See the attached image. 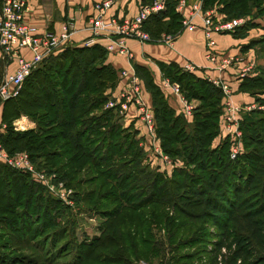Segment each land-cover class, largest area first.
<instances>
[{
    "label": "trees",
    "instance_id": "16d2710c",
    "mask_svg": "<svg viewBox=\"0 0 264 264\" xmlns=\"http://www.w3.org/2000/svg\"><path fill=\"white\" fill-rule=\"evenodd\" d=\"M165 3V11L144 23L151 39L175 35L181 29L178 0ZM202 4L204 11L219 7L222 17L213 16L214 22L248 15L253 9L257 16H264V0H203ZM254 27L247 23L222 34L245 38ZM256 46L264 49V37L250 41L243 50H255ZM158 65L162 75L177 83L188 100H198L188 122L182 113L175 114L148 68L134 65L151 95L160 149L175 162L171 174L160 171L170 177L142 163L146 154L139 145L143 127L123 125L119 113L122 103L105 107L118 84V72L98 44L71 46L50 55L24 79L15 97L0 100V143L8 154L27 150L33 162L38 165L43 161L67 184L97 183L101 192L96 202L103 198L116 202L114 207L98 210L107 222L100 235L82 243L71 260L61 263L84 264L91 259L95 264H130L133 257L160 255L162 243L154 237V224L163 228L165 240L181 251L174 264L191 261L197 254L187 249L199 243L210 244L200 252L207 259L205 264H215L222 247L226 253L221 264H264V109L243 114L240 128L245 150L231 158L227 138L211 147L223 122L221 89L181 71L173 62ZM239 90L263 105L264 67L243 78ZM22 115L36 122V129L14 130L13 121ZM26 124L25 118L16 121L18 127ZM178 158L183 160L181 167L177 166L181 165ZM82 171L85 175L76 177ZM34 184L25 172L0 162V199L6 198L0 205V225L10 229L26 220L33 198L39 197L43 188L34 192ZM20 198L25 200L17 215L4 216L15 212L13 206ZM123 205L129 214H122ZM6 242L0 244V264H29L27 256H6ZM21 242L16 248L27 247L26 240ZM102 249L104 252H99Z\"/></svg>",
    "mask_w": 264,
    "mask_h": 264
},
{
    "label": "built area",
    "instance_id": "2783aa9c",
    "mask_svg": "<svg viewBox=\"0 0 264 264\" xmlns=\"http://www.w3.org/2000/svg\"><path fill=\"white\" fill-rule=\"evenodd\" d=\"M112 6L111 0H103L95 3L93 6L94 14L89 18V30L92 37L105 38L108 42L105 45L107 52L115 55H122L127 58L132 57V51L126 45L128 40H135L141 44L151 41L149 34L144 30V23L152 15L163 12L166 8L165 0H153L151 3L142 5L136 15L133 17H118L108 15L107 12ZM177 12L181 15V24L185 28L192 30L193 19L201 16L202 29L205 38V57L218 63V69H223L230 65L234 58L224 56L215 52L217 46L214 35L226 32H232L242 25L241 19L227 21H213L211 12L202 13V1L198 0L188 4L186 0H178L176 6ZM189 11V13H187ZM28 0H1L0 3V51L1 56L13 67L9 69L0 80V100L4 101L15 97L24 81V79L36 69L41 62L55 55L67 47H71V35L74 31L72 21L66 22L60 34L42 29L30 24L27 21ZM85 46H90L89 43ZM255 64L251 61L242 66L239 70L240 75L252 74ZM130 73L126 69L118 72V78L124 81L119 97H112L106 103L107 107H115L121 104L119 110L123 113L129 104H135L140 110V120L143 127L142 137L139 141L146 152V156L151 159L154 167H160V170L166 166H171V160L162 153L155 132V120L152 108L147 106L140 95V81L133 69ZM162 87L170 94L177 97L180 101L181 111L184 116H191L194 104L188 101L181 93L177 83L171 82L163 77ZM225 92H228L223 87ZM262 107V106H260ZM237 107L231 106L229 102L225 103V111L222 116L221 130L226 134L231 133L230 122L233 120L231 111H236ZM229 112V113H228ZM235 136H240L238 131H233ZM238 153L237 147L232 145L230 148V157L234 158ZM0 162L12 167H18L21 170H27L33 173V166L24 153L8 154L0 143ZM38 175V174H34ZM42 180V176L38 175ZM44 181V179H43ZM226 253L224 247L216 257L215 264L222 263V255ZM137 264H150L146 261H140Z\"/></svg>",
    "mask_w": 264,
    "mask_h": 264
},
{
    "label": "crops",
    "instance_id": "0c3cea01",
    "mask_svg": "<svg viewBox=\"0 0 264 264\" xmlns=\"http://www.w3.org/2000/svg\"><path fill=\"white\" fill-rule=\"evenodd\" d=\"M101 1L103 0H28V12L26 17L30 24L42 29H47L48 31L54 32L56 34H60L63 31L62 28L66 22L72 21L74 24V31L72 32L70 38L72 46H83L85 43L91 40L89 45L98 44L105 49V45L108 41L103 37H92L88 22L89 18L95 13L93 6L95 3ZM111 1L112 6L108 10L107 14L116 15L118 17H133L136 15L140 7L144 5L141 3V0ZM188 1V4H192L198 0ZM201 1L203 3V0ZM206 12H211L217 19H221L222 17L221 15L215 13V10L204 11L202 9V13ZM187 13H189V11H187ZM192 24L194 25L192 30L185 28L181 24V29L175 35L162 34L159 38H152L150 42L145 44H141L135 40H128L126 45L129 50L132 51L131 58H127L122 55H115L106 51V61L112 64L117 72H119L121 69H126L130 73H133L135 64L148 68L153 76L154 82L160 88V91L162 92L167 103L174 109L175 114H180L182 104L177 97L173 96L169 93V91L162 87V79L165 76L162 75L158 62L164 63L166 65L173 62L180 67L181 71L193 73L197 77H201L210 81L222 91V116L224 113H227L225 111L226 102H229L231 106L237 107L236 111H231V115L233 117V120L230 122L231 133L226 134L220 129L213 142L216 140H219L217 142H220V140L225 138H227L229 141L239 140L242 135L240 123L243 119V114L252 109L261 108L260 106L257 107L258 105L257 102H255L254 97L249 95L247 92L239 90V85L242 82V79L247 76L249 77L254 75L256 73V66L260 65L258 57L253 53L254 51L252 49L243 50V48L250 42L253 32L255 31L254 29L250 30L247 34V37L245 38H234L230 34L214 35V40L217 43V46L214 49L215 52L234 58V61L230 65L223 69H218L217 62H213L205 57V38L202 29L201 16L198 15L195 19H193ZM251 61L255 64L253 73L240 75V68ZM12 67L13 64H9L3 59L0 51V80ZM139 81L140 95L143 98L145 104L152 108L151 95L145 89L140 78ZM123 85L124 81L118 78V84L116 88L110 92V98L119 97ZM223 87H225L228 92H225ZM188 101H191L195 105L194 108L198 104V100L196 99ZM105 107L107 106L105 105ZM1 112L2 105H0V130L3 129V124L1 123ZM120 114L123 115L122 122L124 126L132 125L135 129L142 126L140 120V110L135 104H129L125 111ZM21 118H25L30 124H28L29 126L27 127H32L33 122L24 116H20L19 118L15 119L13 123L16 125V121ZM185 118L188 122H190L192 115L185 116ZM235 130L240 133V136L234 135L233 131ZM157 139L159 142L158 137ZM165 155L171 160V166H166V168L162 170H166L168 173H170L172 168L175 166V162H173V160L167 154Z\"/></svg>",
    "mask_w": 264,
    "mask_h": 264
},
{
    "label": "rangeland",
    "instance_id": "374dc122",
    "mask_svg": "<svg viewBox=\"0 0 264 264\" xmlns=\"http://www.w3.org/2000/svg\"><path fill=\"white\" fill-rule=\"evenodd\" d=\"M218 8L212 10H215V13L222 15L221 13L217 12ZM233 19H241L243 21L241 27L247 23L254 24L255 27L253 29L255 32H253V36L250 41L258 40L264 37V16H257L255 9H253L248 15H241L240 17L233 16V18L229 20ZM254 49L255 50H253V53L258 57L260 62L259 66L264 67V49L262 50L258 46H256ZM259 66H256L255 72H259ZM261 96L264 98V94H261ZM257 105V107L262 106L261 108L264 109V104L260 105L257 102ZM22 116L27 117L26 115ZM27 118L31 120L29 117ZM31 121L33 122L32 127H27L30 125L27 121V124L24 127H18L15 125V123H12V127L16 131L36 129V122L33 120ZM40 135L41 134L38 136ZM217 141L219 140L213 142L211 147H217V144H219ZM227 144L229 148H231L232 145L237 147L238 153L236 156L245 150L242 135L239 140H228ZM19 152L27 155L30 163L33 166V173L27 170H21L18 167H10L25 172V174L28 176V180L35 183L33 186L34 192L40 191L41 187L43 188H41L39 197L33 198L31 207L28 208L26 214V220L24 219L23 222H18L19 225H17L15 228H12L11 226L10 229L5 225H0V233L4 232V234H0V244H3L9 240V242L5 243L6 248L3 249L4 252L8 253L6 256H12L16 254H21L25 257L27 256V261L29 264H63L61 262H64V260L67 259L71 260V258L80 251L82 248V243H88L92 237L100 235L103 226L105 224L107 225V222L98 210L99 208L109 209L112 206L114 207L116 202L103 198L102 201L97 200V204L96 197L98 193L101 192L97 183L94 184L83 182V184L81 183V185H79L77 183L74 184L73 181H70L71 183L67 184L65 180L61 179L56 171L47 169L45 164H43V161L40 164L38 163V165L36 162H33L27 150H19L13 154ZM178 162L181 164L177 165L178 167L183 166V160L181 158H178ZM142 163L148 166V168L151 170L160 172V170L158 171L157 167L152 166L151 161L146 156V154L144 155ZM34 174H38L40 176L43 175L42 178L44 181L43 179L41 180L38 175ZM163 174L165 177L171 176L166 172ZM83 175H85L84 171H82L81 174L76 177L79 178ZM105 187L106 186L102 188V191L105 190ZM92 189L93 191H87ZM84 198L86 201H84ZM5 199L6 198L0 199V205H4ZM24 200V198H20V200H18L13 206L15 212L8 214L3 213L4 216L7 218H14L15 215H17L16 211L22 209ZM123 206L125 208H122V214H129L130 210L126 205ZM164 212L169 214L170 209L165 207ZM120 215L121 212L118 218ZM179 222H176V224ZM19 226H23V229H21ZM158 226L153 224L152 230L155 234L154 237L162 243V253L155 257L149 256L148 254L145 256H137L138 258L133 257V261L130 264H137L140 261H146L150 264H174V262H176V257L181 251L174 249V243L171 241L167 242L165 240V232L163 228L158 229ZM22 240L27 241V247L21 246L22 249L16 248L18 245L22 244ZM40 240L42 241L40 242ZM52 240H55V242ZM209 245H206V243H199L190 246L187 250L189 252H195L194 254L197 255L192 257L191 261L188 260L187 264H205L204 262H206L207 259L204 253L200 252L204 247ZM13 247L14 249H12ZM99 252L104 251L102 249L99 250ZM84 264L95 263L91 259H88L84 262Z\"/></svg>",
    "mask_w": 264,
    "mask_h": 264
}]
</instances>
